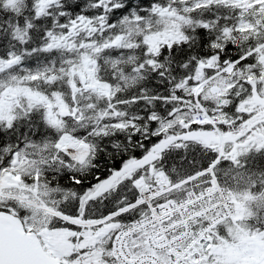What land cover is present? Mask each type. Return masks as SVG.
Returning <instances> with one entry per match:
<instances>
[{"label": "snow or ice", "instance_id": "6c2138e0", "mask_svg": "<svg viewBox=\"0 0 264 264\" xmlns=\"http://www.w3.org/2000/svg\"><path fill=\"white\" fill-rule=\"evenodd\" d=\"M0 264H264V0H0Z\"/></svg>", "mask_w": 264, "mask_h": 264}]
</instances>
